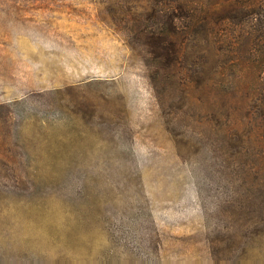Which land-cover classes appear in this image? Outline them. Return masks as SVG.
<instances>
[{
    "label": "rangeland",
    "instance_id": "obj_1",
    "mask_svg": "<svg viewBox=\"0 0 264 264\" xmlns=\"http://www.w3.org/2000/svg\"><path fill=\"white\" fill-rule=\"evenodd\" d=\"M207 16L243 24L214 38ZM244 26L264 76V0H0V264H264L245 191L228 232L227 110L213 97L257 71L198 73L233 63L219 38Z\"/></svg>",
    "mask_w": 264,
    "mask_h": 264
},
{
    "label": "trees",
    "instance_id": "obj_2",
    "mask_svg": "<svg viewBox=\"0 0 264 264\" xmlns=\"http://www.w3.org/2000/svg\"><path fill=\"white\" fill-rule=\"evenodd\" d=\"M186 4H184L185 6ZM179 4L175 9L181 12L185 9ZM173 15L175 12L173 10ZM170 14L166 21V31L171 32L172 17ZM233 19L235 25H242V19L238 16L221 17L218 21L211 20V17L199 19L208 33L212 37H216L220 32V27L227 20ZM238 19V20H237ZM238 21V22H237ZM241 23V24H240ZM215 25L216 27L214 28ZM196 27V24L195 26ZM245 27V26H244ZM217 30V31H216ZM253 33L250 29H246L243 33L239 32L236 41L229 40L228 34L222 33L220 42L227 44V49L223 52L233 57V63L218 65L213 58L201 63L198 70L199 75L204 81H214L215 76L224 75V72L230 68L244 66L252 72L257 71L252 80L251 86H244L241 90V83L236 85L232 91L227 92L226 96L218 93L216 84H213L214 98L222 100L227 110L226 123V172L228 182L229 198L226 200L228 212L229 226L228 232L234 239V222L237 210L236 196L241 191H245L247 196L240 203L245 225L251 220L250 216L254 215L258 219L255 230L259 240L264 239V76L261 58L255 48ZM218 39V38H216ZM172 41L166 36L161 44L160 55L164 58L163 64L170 65V61L176 56ZM226 65V66H225ZM223 73V74H222ZM198 75V77H199ZM185 86V82H183ZM239 83V82H238ZM251 88V89H249ZM249 92H253V95ZM185 106V102H184ZM182 106L184 110L185 107ZM249 192V193H248ZM250 218V219H249ZM253 222L250 224L252 225ZM254 225V224H253ZM249 264V258H245L244 262Z\"/></svg>",
    "mask_w": 264,
    "mask_h": 264
}]
</instances>
